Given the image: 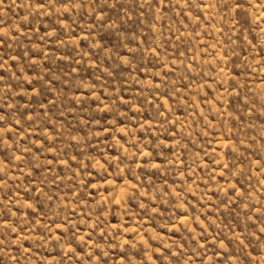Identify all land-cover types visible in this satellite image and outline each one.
<instances>
[{
  "label": "rangeland",
  "instance_id": "obj_1",
  "mask_svg": "<svg viewBox=\"0 0 264 264\" xmlns=\"http://www.w3.org/2000/svg\"><path fill=\"white\" fill-rule=\"evenodd\" d=\"M0 264H264V0H0Z\"/></svg>",
  "mask_w": 264,
  "mask_h": 264
}]
</instances>
